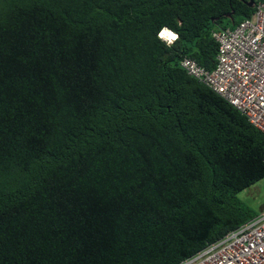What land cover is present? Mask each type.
<instances>
[{"label":"trees","instance_id":"obj_1","mask_svg":"<svg viewBox=\"0 0 264 264\" xmlns=\"http://www.w3.org/2000/svg\"><path fill=\"white\" fill-rule=\"evenodd\" d=\"M253 1L0 0V264H176L257 216L264 133L179 65Z\"/></svg>","mask_w":264,"mask_h":264},{"label":"built area","instance_id":"obj_2","mask_svg":"<svg viewBox=\"0 0 264 264\" xmlns=\"http://www.w3.org/2000/svg\"><path fill=\"white\" fill-rule=\"evenodd\" d=\"M165 29L177 33L167 27L158 32L170 44L173 41L159 35ZM212 38L217 43L212 69L187 56L180 59V67L264 133V0L234 27L212 31ZM176 264H264V213Z\"/></svg>","mask_w":264,"mask_h":264},{"label":"rangeland","instance_id":"obj_3","mask_svg":"<svg viewBox=\"0 0 264 264\" xmlns=\"http://www.w3.org/2000/svg\"><path fill=\"white\" fill-rule=\"evenodd\" d=\"M237 197L251 213L257 215L264 213V177L239 191Z\"/></svg>","mask_w":264,"mask_h":264},{"label":"snow or ice","instance_id":"obj_4","mask_svg":"<svg viewBox=\"0 0 264 264\" xmlns=\"http://www.w3.org/2000/svg\"><path fill=\"white\" fill-rule=\"evenodd\" d=\"M159 35L162 38L168 39L169 41L178 39V37L174 33H170V34L166 35L164 32H161Z\"/></svg>","mask_w":264,"mask_h":264},{"label":"clouds","instance_id":"obj_5","mask_svg":"<svg viewBox=\"0 0 264 264\" xmlns=\"http://www.w3.org/2000/svg\"><path fill=\"white\" fill-rule=\"evenodd\" d=\"M162 32H164L166 35H168V34L172 33L171 31H168L167 29H165V30H164V31H162ZM172 41H174V40H172Z\"/></svg>","mask_w":264,"mask_h":264},{"label":"water","instance_id":"obj_6","mask_svg":"<svg viewBox=\"0 0 264 264\" xmlns=\"http://www.w3.org/2000/svg\"><path fill=\"white\" fill-rule=\"evenodd\" d=\"M248 4H249V6H252L254 4V1L253 0H249Z\"/></svg>","mask_w":264,"mask_h":264}]
</instances>
